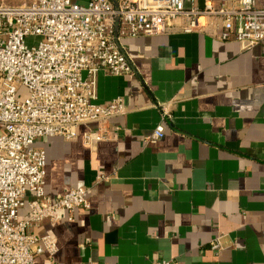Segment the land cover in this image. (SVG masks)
Masks as SVG:
<instances>
[{
	"label": "crops",
	"instance_id": "0c3cea01",
	"mask_svg": "<svg viewBox=\"0 0 264 264\" xmlns=\"http://www.w3.org/2000/svg\"><path fill=\"white\" fill-rule=\"evenodd\" d=\"M225 1L181 0L185 8ZM183 23L120 40L133 74L98 73L97 102L122 97L127 109L109 120V139L35 141L45 194L86 186L90 208L59 210L34 228L57 246L34 264H264V41H220L217 17L200 18L191 33ZM158 124L163 136L147 140Z\"/></svg>",
	"mask_w": 264,
	"mask_h": 264
},
{
	"label": "built area",
	"instance_id": "2783aa9c",
	"mask_svg": "<svg viewBox=\"0 0 264 264\" xmlns=\"http://www.w3.org/2000/svg\"><path fill=\"white\" fill-rule=\"evenodd\" d=\"M202 17L221 20L220 41L233 40L242 48L264 41V6L257 0L190 8L181 0H30L22 5L0 0V264L53 257L57 246L52 238L36 236L33 229L53 222L59 210L90 208L86 186L56 198L45 194V153L35 141L80 137L93 147L109 139V120L127 109L122 97L99 104L96 82L100 72L133 74L120 40L167 33L178 19L184 20V33L195 32ZM28 37L39 41L27 47ZM163 131L158 124L147 140L161 138ZM25 207L28 214L20 219ZM210 243L218 251L219 238Z\"/></svg>",
	"mask_w": 264,
	"mask_h": 264
},
{
	"label": "rangeland",
	"instance_id": "374dc122",
	"mask_svg": "<svg viewBox=\"0 0 264 264\" xmlns=\"http://www.w3.org/2000/svg\"><path fill=\"white\" fill-rule=\"evenodd\" d=\"M39 41V38H35V37H28L25 40V45L27 47H31L33 44H35V42Z\"/></svg>",
	"mask_w": 264,
	"mask_h": 264
}]
</instances>
